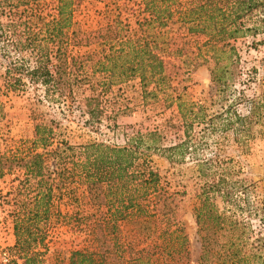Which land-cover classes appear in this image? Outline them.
Returning a JSON list of instances; mask_svg holds the SVG:
<instances>
[{"label":"rangeland","instance_id":"1","mask_svg":"<svg viewBox=\"0 0 264 264\" xmlns=\"http://www.w3.org/2000/svg\"><path fill=\"white\" fill-rule=\"evenodd\" d=\"M58 5V0H0V153L27 151L36 123L52 128L49 149L60 146L61 140L74 147L59 160L47 153L43 172L52 198L48 221L42 223L47 230L45 263L65 264L70 251L91 245L86 216L94 209L83 193L82 169L76 163L81 160L79 146L92 141L124 145L131 135L157 131L159 144L181 143V154L169 159L168 151H144L135 169L158 173L156 188L170 196L174 215L151 221L147 231H137L132 218L120 221L118 231L125 242L139 248L159 243L160 229L155 228L178 227L187 243L176 264H220L230 242L241 256H249L243 264H257L258 255L264 264V5L243 17L242 33L229 40L233 52L219 58L224 82L212 80L210 55H198L201 40L186 35L178 23L166 26L168 39L179 37L176 44L185 43L189 53L178 59L169 43L164 53L168 81L144 95L139 77L103 85V75L93 74L85 57L98 45L80 42L82 34L117 20L135 28L144 16L143 1L73 0L63 44L69 61L75 59L69 81L73 93H55L53 99L25 70L36 65L37 45L57 46L46 40L45 32L60 18ZM51 60L56 63L53 53ZM13 77L21 78L15 88ZM153 89L150 83L147 90ZM91 94L99 96V109L88 121L84 99ZM23 177L18 165L0 177L1 262L14 242L13 215L22 199L31 202L36 191L34 179L21 187ZM206 195L222 216L223 227L212 228L213 234H208L210 224L195 217ZM208 237L204 251L202 242L205 238L208 243Z\"/></svg>","mask_w":264,"mask_h":264},{"label":"trees","instance_id":"2","mask_svg":"<svg viewBox=\"0 0 264 264\" xmlns=\"http://www.w3.org/2000/svg\"><path fill=\"white\" fill-rule=\"evenodd\" d=\"M142 1L144 16L135 28L129 29L128 25L117 20L105 28L82 34L83 40L80 42L98 45V50L85 57L90 60L93 74L99 72L103 75V80H100L103 85L139 77L144 95L154 93L156 88L162 89L168 81L164 53L169 43L174 44V57L176 55L179 59L189 53L185 43L176 44L179 37L168 39L167 31L163 30L166 26L178 23L186 35H195L197 40H201L202 44L197 48L198 55H203V52L210 55L214 62L212 80L224 82L225 72H219L222 67L219 58L222 54L233 52L229 40L242 33L243 17L264 5V0H188V4H183L181 0ZM58 2L60 18L45 32L46 40L57 46L49 48L48 44L37 45L36 65L25 70L33 83L43 86L44 95L53 99H56L55 93H58L57 96L65 93L72 95L69 81L71 66L75 64L73 57L69 61L66 48L63 47L64 37H67L64 28L70 26L73 0ZM180 35L181 39L186 38ZM52 53L56 63L51 60ZM6 73L9 75L10 71ZM13 80L15 88L21 78L13 77ZM150 83L154 84V89L148 91ZM84 107L89 116L88 121H91L99 109V96H86ZM52 134V128L36 123L34 137L27 151L11 155L0 153V177L5 175L6 170L10 171L14 165H18L24 171L20 182L23 189L28 186V181L36 180V191L31 202H23L22 199L20 210L13 215L14 242L3 253L7 261H0V264H46L43 254L47 230L42 223L48 221L52 188L51 184L46 183L47 176L43 169L48 152L59 160L64 151L74 149L65 140H61L60 146L49 149ZM158 141L159 133L150 131L146 135H131L124 145L92 141L79 146L81 160L76 163L82 169L80 177L83 178V193L94 209L86 216L89 220L86 232L91 245L70 251L65 264H176L181 258L187 239L178 227L172 230L155 228L160 229L156 239H161V242L141 248L134 242H125L118 231L120 221L128 218L134 219L137 231H147L151 221H158L160 217L168 219L174 215L170 196L156 188L158 173L151 169H135L139 154L144 151H168L169 159L181 154V143L164 146ZM211 203L206 195L195 212L197 222L203 219L210 224L208 234H213L212 228L223 227L219 220L222 216L212 209L214 206ZM205 240L202 242L204 251L210 243V240L208 243ZM245 258L247 260L249 256H241L240 249L230 242L224 249L220 264H243ZM254 259L258 261L257 264L261 263L260 255Z\"/></svg>","mask_w":264,"mask_h":264},{"label":"built area","instance_id":"3","mask_svg":"<svg viewBox=\"0 0 264 264\" xmlns=\"http://www.w3.org/2000/svg\"><path fill=\"white\" fill-rule=\"evenodd\" d=\"M1 260H2V262H6L7 261V257L5 255H3Z\"/></svg>","mask_w":264,"mask_h":264}]
</instances>
